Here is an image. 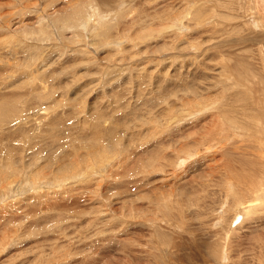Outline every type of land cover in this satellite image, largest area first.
Returning <instances> with one entry per match:
<instances>
[{
    "label": "rangeland",
    "instance_id": "374dc122",
    "mask_svg": "<svg viewBox=\"0 0 264 264\" xmlns=\"http://www.w3.org/2000/svg\"><path fill=\"white\" fill-rule=\"evenodd\" d=\"M257 23L264 19L254 0H0V97L17 93L29 106L14 119L17 135H0V170L13 178L0 183V264H215L222 251V264H261L264 218L255 217L264 215V205L262 214L240 213L233 225L248 201L234 197L239 188L229 187L233 176L224 182L221 168L224 161L236 167L242 157H230V145L220 148L225 129L213 137L216 149L196 153L192 137L210 113L192 109L189 92L204 83L203 94L221 95L225 83L217 71L225 58L246 62L254 87H264V30ZM204 69L206 80L193 73ZM177 95L193 115L170 137L159 114ZM155 115L156 130L149 123ZM37 121L65 128L50 126L44 130L53 132L36 137ZM4 123L0 134L13 128ZM91 123L102 131L114 126L116 150L109 139L104 151L96 148ZM158 139L162 156L145 163ZM241 163V170L250 167ZM170 205L183 208L167 219L160 213ZM186 216L185 224L179 219ZM171 239L180 243L174 251L172 242L168 254Z\"/></svg>",
    "mask_w": 264,
    "mask_h": 264
},
{
    "label": "bare ground",
    "instance_id": "6f19581e",
    "mask_svg": "<svg viewBox=\"0 0 264 264\" xmlns=\"http://www.w3.org/2000/svg\"><path fill=\"white\" fill-rule=\"evenodd\" d=\"M254 2H255V4H256V12L258 13V16L259 17H261V18H263L264 19V10H263V8H264V0H254ZM194 5V4H193ZM193 7V6H192ZM209 10V9H208ZM196 12H198V13H200L201 11H200V8H198L197 7V9L195 10ZM191 13V12H190ZM201 14V13H200ZM192 15H194L193 13H192ZM199 15V14H198ZM203 16V15H202ZM197 20V19H196ZM168 24V23H167ZM258 24V23H257ZM258 26H259V28L260 29H263L264 30V24L263 25H261V24H258ZM203 53V52H202ZM225 56V55H224ZM227 56V55H226ZM195 59V58H194ZM206 59V58H205ZM216 59V58H215ZM234 60V59H233ZM232 59H224L223 61H221L220 62V64H221V66H220V68H222L220 71H217V73H219L220 75H221V80H223V82L225 83V86H223L222 87V89L220 90L221 92H220V94L221 95H218V94H216L215 96H214V98H209L210 96H212L211 94H207V93H205V94H203L200 90H199V88L201 87H203V84H201L202 86H199V88L198 87H192V88H190V90H189V87H188V90H189V92H191L192 90V94H190V96H193L194 98H192L193 99V102H191L190 104H191V106H193L192 107V109H194V108H197V110H201V111H203L201 114H202V116L203 115H206V113L208 114V113H210L209 114V116L208 117H205L206 118V125L204 126V125H201V126H199L198 127V131H199V135H198V137H196V136H194L193 135V137H192V139L194 140V143H195V147L197 148L196 149V153H198V155H203L204 154V156H205V152H208V151H210V150H213V149H216V147H215V144L212 142V140H213V137H214V135L216 136V137H218L219 136V133H220V131H218V130H223V129H225V130H227V132L226 133H228V136L225 138V140H223V142H221L222 143V145H220V148L221 149H223L224 148V146L226 145H230L229 147H231L230 149H229V155H230V157L232 156V154L234 155V157H237V159L238 158H240V157H242V160H240L239 162H238V165L240 166L239 168H238V165L236 166V167H234V165L233 164H230L229 162H227V161H224V165H223V167H225V169L224 168H221V169H223L222 170V177H224V182L226 181V178H228V177H230V176H233V180H231V181H229L228 182V184H229V187L230 186H234V187H237V188H239L238 190L237 189H235V192H233V195H234V197H236V198H238V197H242L243 198V200L244 201H248L247 203L246 202H243V205H242V209L241 210H237L235 213H236V215H239L240 213H245V215L246 214H248V215H252L253 214V216L254 215H256V214H259L258 212H260L259 210H260V208H261V204H263L264 205V95H263V92H264V90H262V89H264V87H261L260 86V88L258 89V88H255L254 87V80L256 79V76H255V79H254V73H252V72H249V69L247 68V67H245L246 65H243L244 63H246V62H244L245 60L244 59H242V60H244V61H242V62H244L243 64L242 63H240L238 60L236 61V60H234L233 61ZM205 61V60H204ZM207 62V61H206ZM207 63H209V62H207ZM253 64V63H252ZM196 65V64H195ZM208 65V64H207ZM201 68V67H200ZM218 68V70H219V67H217ZM206 69V68H205ZM204 69V70H205ZM209 69V67L206 69V70H208ZM254 69V68H253ZM203 70V71H204ZM206 70H205V72H203L202 70H200V71H194L193 73H196V72H199V73H201L202 74V76H203V74L205 73V75H206V77H205V80L207 79V76L209 75V74H207V72H206ZM209 70H211V69H209ZM214 70H216V69H214ZM255 74H257L256 73V71H255ZM258 76H259V74H257ZM257 76V77H258ZM199 77L197 76L195 79L198 81V80H200V78H202V77H200L199 79H198ZM216 78V77H215ZM219 78V77H218ZM260 80H261V78H259ZM213 80H214V78H213ZM182 81V80H181ZM184 81V80H183ZM264 81V80H263ZM205 82H207V81H205ZM216 82V81H215ZM198 83V82H197ZM212 83V82H211ZM210 83V84H211ZM214 83V82H213ZM183 84V83H182ZM208 84V83H207ZM215 84V83H214ZM216 84H222V83H216ZM177 85H178V83H177ZM185 85H187V83L185 84ZM196 85V84H195ZM200 85V84H199ZM212 85V84H211ZM255 85H256V83H255ZM191 86H193V85H191ZM214 86H216V85H214ZM219 86V85H218ZM263 86V85H262ZM46 87V86H45ZM178 87V86H177ZM180 87H182L183 88V86H180ZM179 87V88H180ZM185 87V86H184ZM213 86H211V88H212ZM149 88V87H148ZM207 88H210V85L208 84L207 86H205V88L204 89H207ZM235 88H239L238 89V91H235L234 89ZM183 89H185V88H183ZM178 90V89H177ZM202 90V89H201ZM208 90V89H207ZM227 91V92H226ZM153 92V91H152ZM169 93V92H168ZM178 94V93H177ZM17 95V93H13L12 95H5V96H2V97H0V124H2V123H4V122H6V121H8V122H6L7 124H10V125H12L13 126V128H11V129H7L6 130V132H4V133H2V134H0V135H8V137H13V136H15V135H17V131H19L20 130V126L21 125H15L16 123H18V122H16L17 120H14L15 119V117H16V115H18L19 113L21 114V112H22V109H23V107L25 106V108H29V106L27 105L28 103H25V104H22V103H20L19 101H18V97L16 96ZM168 95V94H167ZM145 96V95H144ZM176 96V95H175ZM178 96V95H177ZM204 96V98H206V100H211V104H204L203 103V101H202V98L201 97H203ZM197 97H200L201 99L198 101L197 99H195V98H197ZM168 99V98H167ZM183 99L184 98H182V96H178V97H176V98H173V99H171L170 100V103L168 102V106L166 107V109H164V111H163V113H162V111H161V114H159V115H161V117L162 118H160L162 121H163V127L165 128V130L169 133V132H171L170 134H169V136L173 133H177V132H175V128H174V126H179L180 124H181V122L182 121H185V120H189V118L193 115L192 113L191 114H189L188 115V113L186 114V111L188 110V105H189V102H188V104L186 103V101H184L183 102ZM191 100V99H190ZM168 101V100H167ZM148 103V102H147ZM150 104H151V102H150ZM153 104V103H152ZM166 104V103H165ZM179 104V105H178ZM176 105H178V107L179 106H181V110H177V108L175 109L174 108V106L175 107H177ZM162 106V105H161ZM145 108V107H144ZM200 108V109H199ZM32 109V108H31ZM153 109V108H152ZM152 109H150L151 111H152ZM148 112V111H147ZM196 112H198V111H196ZM195 113V112H194ZM158 115V114H157ZM180 115H181V119H180ZM189 116V118H188V116ZM32 118V117H31ZM37 117H35V119H36ZM51 118V117H50ZM34 119V118H33ZM158 119L159 118H157L156 117V115H155V117H153V118H151L150 119V122L149 123H151V126L153 127L154 126V129L156 130V124H158L159 122H157L156 124L154 123V122H156V120L158 121ZM37 120V119H36ZM42 120H44V119H42ZM106 120H109V118L108 119H106ZM105 120V121H106ZM62 121V120H61ZM115 121V120H114ZM161 121V122H162ZM50 122H52V121H50ZM127 122V121H126ZM6 123H4V124H6ZM37 123H39L38 125L36 124V126H37V131L35 132V133H33V135L34 136H36V137H38L39 136V134H47V133H51V132H53L52 130L50 131V132H45V128H48L49 129V127L50 126H52V128L55 126L56 128H61L62 129V127H64V125H62V124H64V123H59L58 125L56 124L55 125V123H54V125H53V123H43V122H38L37 121ZM109 123V122H108ZM107 123V124H108ZM144 124V123H143ZM41 127H40V126ZM104 125H106V124H104ZM103 125V126H104ZM117 125V124H116ZM147 125V124H146ZM35 126V127H36ZM90 126H91V131H90V134H91V140L94 142V143H96L98 146H96V148H99V150L100 151H104L106 148H105V145L106 144H104V142H106V140L107 139H109L108 141L110 142V143H112L113 144V148L115 147V150L117 149L116 148V146H114V143L116 142H119V139H120V136H118V131L116 130L115 131V128H114V126L111 124L110 126H108V127H106V129L105 130H101V128H100V126H99V124L98 123H94V124H90ZM34 127V128H35ZM120 127V126H119ZM138 127V126H137ZM141 127V126H140ZM145 127V126H144ZM144 127H142V128H144ZM148 127V126H147ZM51 128V127H50ZM65 128V127H64ZM122 128V127H121ZM139 128V127H138ZM151 128V127H150ZM147 129V128H146ZM152 129V128H151ZM150 129V130H151ZM58 130V129H57ZM122 130L123 129H120L119 130V134L120 135H122V136H124L121 132H122ZM139 130V129H138ZM125 131V130H124ZM127 131V130H126ZM136 131V130H135ZM142 131V130H141ZM165 131V132H166ZM178 131H180V130H178ZM162 132V131H161ZM129 133V132H128ZM134 133V132H133ZM136 133V132H135ZM149 133H151V132H149ZM153 133H154V131H153ZM65 134V133H64ZM154 134H156V133H154ZM164 134V133H163ZM198 133L196 132V135H197ZM13 135V136H12ZM56 135H57V133H56ZM126 135H127V133H126ZM134 135V134H133ZM139 135V134H138ZM151 135V134H150ZM153 135V134H152ZM158 136H160L159 134H157ZM181 135V134H180ZM186 135H188V134H186ZM24 136V135H23ZM85 136V135H84ZM107 136V137H106ZM121 136V137H122ZM157 136V137H158ZM164 136H166V135H164ZM185 135L183 134V135H181V137H179V138H183ZM65 137V136H64ZM128 137H130V136H128ZM132 137V136H131ZM166 137H168V136H166ZM171 137V136H170ZM186 137V136H185ZM85 138H86V136H85ZM106 138V139H105ZM223 138V137H222ZM38 139V138H37ZM127 139V138H126ZM161 139H163L164 141L167 139V138H162L161 137ZM161 139H158L155 143H153V145L154 144H156V145H154L155 147L153 148L152 147V149H151V152H150V150H149V152L148 153H150L151 155V158H150V156L148 155V157H146L145 159H143V161L145 162V163H147V161H148V163L151 161V160H153L154 161V159H156L157 160V158L158 157H160V156H162L161 155V151L162 150H164V149H162V143H163V141L161 140ZM177 139V138H176ZM27 140H28V143H29V140H31L30 139V137L29 138H27ZM33 140V139H32ZM35 140H36V138H35ZM129 140H130V138H129ZM178 140V139H177ZM180 140H182V139H180ZM219 140H221V139H219ZM38 141H39V139H38ZM150 141V140H149ZM189 141V140H188ZM187 141V142H188ZM227 141H228V143H227ZM34 142V141H33ZM36 142V141H35ZM34 142V143H35ZM68 142V141H67ZM159 142V143H158ZM175 142H176V140H175ZM174 142V143H175ZM38 143V142H37ZM64 143V142H63ZM63 143H61V145L63 144ZM130 143V142H129ZM149 143V142H148ZM239 143H240V146H239ZM33 144V143H32ZM55 145V144H54ZM152 145V146H153ZM175 145V144H174ZM189 145V144H188ZM66 148H67V146H66V144L64 145ZM94 146V145H93ZM161 146V147H160ZM176 146V148H178L179 149V147H181V146H178V144H176L175 145ZM225 146V147H226ZM64 147V148H65ZM174 147V146H173ZM192 147H194V146H192ZM182 148V150L181 151H186L187 149H186V146H185V148L184 147H181ZM201 148V149H200ZM11 149V148H10ZM9 149V150H10ZM60 149V148H59ZM63 149V148H62ZM61 149V150H62ZM8 150V149H7ZM12 150V149H11ZM14 150V149H13ZM17 150V149H16ZM56 150H57V148H56ZM65 150V149H64ZM114 150V149H113ZM120 150V149H119ZM195 150V149H194ZM200 150H202V153H200ZM204 150V151H203ZM193 151V150H192ZM217 151H218V149H217ZM228 151V150H227ZM224 152V151H223ZM0 153H3V150L1 149L0 150ZM10 154L9 153V151H7V152H5V155L6 154ZM11 153H12V151H11ZM15 153H16V151H15ZM117 153V152H116ZM227 153V152H226ZM74 153H71V155H73ZM77 154V153H76ZM191 154H193V153H191ZM215 153H213V155H214ZM11 155V154H10ZM58 155V154H57ZM62 155V154H61ZM69 155V154H68ZM180 155H181V153H180ZM184 155V154H183ZM181 156V158L179 159V163L180 164H184L185 163V161L186 160H188V151H187V153H185V155L184 156ZM50 156H53L52 154H50ZM59 156V155H58ZM77 156V155H76ZM142 156V155H141ZM208 156V155H207ZM10 157V156H9ZM8 157V158H9ZM13 157V156H12ZM15 157V156H14ZM24 157V156H23ZM72 157V156H71ZM70 157V158H71ZM180 157V156H179ZM191 157H193V156H191ZM214 157H215V155H214ZM221 157H223L224 159H225V157L222 155ZM221 157H220V159H221ZM3 158V157H2ZM49 158V157H48ZM61 158V157H60ZM66 158V157H65ZM74 158V157H73ZM78 158V157H77ZM222 158V159H223ZM5 159V158H4ZM51 159H52V157H51ZM55 159V158H54ZM76 159V158H75ZM74 159V160H75ZM141 159V158H140ZM140 159H138V160H140ZM215 159V162H216V157L214 158ZM219 159V160H220ZM221 159V160H222ZM227 159V158H226ZM225 159V160H226ZM70 160V159H69ZM74 160H72L71 159V161H73L74 162ZM77 160V159H76ZM79 160V159H78ZM210 160H213L212 158H210ZM220 160V161H221ZM9 161V160H8ZM7 161V162H8ZM11 161V160H10ZM9 161V162H10ZM55 161V160H54ZM142 161V160H141ZM194 161H201V160H198V159H195L194 158ZM193 161V162H194ZM241 161H243L244 163H245V166H246V163L250 166L248 169H245V170H241L242 168H243V165H242V163H241ZM77 162V161H76ZM143 162V163H144ZM140 163V162H139ZM151 163V162H150ZM201 163V162H200ZM211 163V162H210ZM209 163V164H210ZM223 163V162H222ZM239 163H241V164H239ZM152 164V163H151ZM216 164H218V162L216 163ZM221 164V163H220ZM219 164V165H220ZM150 165V164H149ZM194 165H195V163H194ZM219 165L217 166L218 168H220L219 167ZM222 165V164H221ZM247 165V166H248ZM61 166H62V168H64L65 169V167H67L66 165H64V163L63 164H61ZM213 166H214V164H213ZM246 166V167H247ZM148 168H149V166H147ZM211 167V166H210ZM0 169H2V168H0ZM216 169V168H215ZM237 170L238 171H240L241 170V172H237ZM3 171V170H2ZM1 170H0V183L2 184V183H6V181H9L10 179H13L12 178V176H8V175H5L3 172H2ZM13 171V170H12ZM10 172V171H9ZM15 172V171H14ZM81 172V171H80ZM218 172H220V170L218 171ZM16 173V172H15ZM11 174V173H10ZM17 174V173H16ZM219 174V173H218ZM10 177V179H8L7 180V178H9ZM14 177V176H13ZM242 177H243V179H242ZM71 178H73V177H71ZM17 180V179H16ZM14 181H15V178H14ZM10 182H12V181H9V183ZM9 183L7 182L6 184H8L9 185ZM47 183H49V182H47ZM49 184H51V183H49ZM225 184V183H224ZM223 184V185H224ZM5 186H7V185H5ZM4 186V187H5ZM12 186L13 185H11V188H12ZM226 186H227V184H226ZM37 187V186H36ZM233 187V188H234ZM6 188V187H5ZM7 188H8V190H9V186H7ZM14 188V187H13ZM16 189V188H15ZM8 190H6V192L8 191ZM2 191H3V189H2ZM1 191V192H2ZM4 191H5V189H4ZM4 191H3V194H4ZM207 191V190H206ZM209 192V191H208ZM17 195V194H16ZM6 195H4L3 197H5ZM239 199V198H238ZM262 199V200H261ZM162 201H164V200H162ZM241 201V200H240ZM158 202V201H157ZM241 202V203H242ZM160 203V205H166V204H164L165 202H158V204ZM194 203V202H193ZM235 203V202H234ZM245 204V205H244ZM163 206H160V207H163ZM192 207V206H191ZM179 208H183L182 206H178V205H170V206H165V208H163L161 211V215L162 216H164L165 218H167V219H169V217H171L172 216V211L173 210H176V211H178L179 212ZM262 208H263V206H262ZM261 208V209H262ZM182 210V209H181ZM263 211L262 212H264V209H262ZM159 213V212H158ZM158 213H157V216H159L158 215ZM175 213V212H174ZM173 213V214H174ZM261 213V212H260ZM262 214V213H261ZM175 215H177V214H175ZM191 215V214H190ZM202 215V214H201ZM205 215V214H204ZM198 216V215H197ZM175 217V216H174ZM174 217H172V219H174ZM187 217V216H186ZM192 217H193V215H192ZM234 217H236V216H234ZM255 217V216H254ZM261 217H263L264 218V215H262V216H260V217H255V219H256V221H258V220H260V219H262ZM175 218H179V216L177 217H175ZM181 219H179V220H185L184 222H185V224L187 223V221L186 220H188V222H189V220L191 219H189L188 217V219L186 218V219H184L183 217H180ZM183 218V219H182ZM230 218V217H229ZM150 219H152V221L149 223L150 224V226L151 227H156V225L154 224V225H151V224H153V221L155 222V219L154 218H151L150 217ZM149 219V220H150ZM195 219V218H194ZM232 219V218H231ZM175 220V219H174ZM177 220V219H176ZM175 220V224H177V222L178 221H176ZM200 220V219H199ZM157 221H158V217H157ZM170 221V220H169ZM149 222V221H148ZM159 222V221H158ZM157 222V223H158ZM172 222V221H171ZM170 222V223H171ZM243 222V221H242ZM156 223V222H155ZM169 223V224H170ZM174 223V222H173ZM191 223V222H190ZM189 223V224H190ZM181 224H182V222H181ZM236 224V222H233V225H235ZM178 225H180V224H178ZM188 225V224H187ZM192 225V224H191ZM171 226H173L174 227V225H171ZM177 226V225H176ZM181 226V225H180ZM180 226H179V228H180ZM186 226V225H185ZM184 226V227H185ZM184 227H182V228H184ZM197 228V227H196ZM176 229V228H175ZM184 230H185V228H184ZM190 230V229H189ZM189 230H186V233H189V232H187V231H189ZM191 230H192V228H191ZM195 230V229H194ZM197 230V229H196ZM195 230V231H196ZM182 231V230H181ZM228 231V230H227ZM157 232L159 233V235L161 236V237H163L164 235L163 234H165V233H163L162 231H160L159 229L157 230ZM193 232V231H192ZM229 232V231H228ZM184 233V232H183ZM183 233L181 234V232H180V234L181 235H183ZM158 235V234H157ZM160 236H158V237H160ZM187 236H189V235H187ZM186 236V237H187ZM166 238H167V236H165ZM183 237V236H182ZM181 237V238H182ZM169 238V237H168ZM167 238V239H168ZM189 238H190V236H189ZM173 239V238H172ZM172 239H171V241H167V245H169V248H170V245L172 244V242H174L173 244H172V246L171 247H173V250L175 249L176 250V246H177V244L179 245V243H180V241H178L179 243H177V242H175V240L174 241H172ZM183 239H184V237H183ZM186 239H188V238H186ZM180 240V239H179ZM165 241V240H164ZM164 241L163 242H161V243H164ZM183 241V240H182ZM188 240H184L183 241V243H185V242H187ZM189 242H190V240H189ZM182 243V244H183ZM188 243V242H187ZM199 243V242H198ZM205 243H207V242H205ZM165 244V243H164ZM194 244V243H193ZM181 245V244H180ZM196 245V247H197V243L195 244ZM212 245L213 244H211V245H209L207 248H211L212 249ZM195 247V246H194ZM167 248V250H170V252H168V254H172V252H173V250H172V248ZM199 248V247H198ZM164 249V248H163ZM195 249V248H194ZM174 250V251H175ZM197 250V249H196ZM200 250V249H199ZM208 250V249H207ZM201 251V250H200ZM199 251V252H200ZM203 252V251H202ZM202 252H200V253H202ZM226 252V251H225ZM225 252L223 253V251L221 252V254L220 253H217L218 254V256L217 255H215L214 254V260L216 259V263L215 264H222L221 262H220V255H221V258L222 257H224V254H225ZM160 253V252H159ZM196 253V252H195ZM200 253H198V254H200ZM163 254V253H162ZM220 254V255H219ZM164 255V254H163ZM256 255V254H255ZM262 255H264V252L262 253V251H260V254L257 256V261L259 262V263H261V264H263L262 263V261L260 260V259H262ZM228 256H229V254H228ZM160 257H162V256H160ZM166 258H167V256H166ZM197 258V257H196ZM202 258H203V260H204V255H202ZM207 258V257H206ZM159 260V259H158ZM198 261H199V259H197ZM223 260V259H222ZM183 261V260H182ZM161 262L163 263L164 262V260L162 261V259H160L159 261H157V263L156 264H161ZM203 262V261H202ZM195 263V262H194ZM193 263V264H194ZM199 263V262H198ZM197 263V264H198ZM171 264V263H170ZM183 264H185V262L183 263ZM187 264H191V261H187ZM203 264V263H202Z\"/></svg>",
    "mask_w": 264,
    "mask_h": 264
},
{
    "label": "water",
    "instance_id": "95a60500",
    "mask_svg": "<svg viewBox=\"0 0 264 264\" xmlns=\"http://www.w3.org/2000/svg\"><path fill=\"white\" fill-rule=\"evenodd\" d=\"M240 218V216L236 215L235 219L233 220V222L236 221V219Z\"/></svg>",
    "mask_w": 264,
    "mask_h": 264
}]
</instances>
